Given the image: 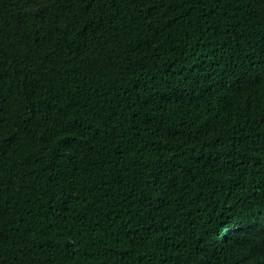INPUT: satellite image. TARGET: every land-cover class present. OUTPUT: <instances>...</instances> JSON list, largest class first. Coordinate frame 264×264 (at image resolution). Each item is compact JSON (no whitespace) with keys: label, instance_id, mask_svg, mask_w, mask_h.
Masks as SVG:
<instances>
[{"label":"trees","instance_id":"trees-1","mask_svg":"<svg viewBox=\"0 0 264 264\" xmlns=\"http://www.w3.org/2000/svg\"><path fill=\"white\" fill-rule=\"evenodd\" d=\"M0 264H264V0H0Z\"/></svg>","mask_w":264,"mask_h":264}]
</instances>
